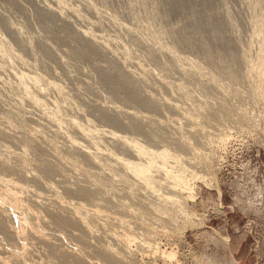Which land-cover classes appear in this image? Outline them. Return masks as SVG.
Returning <instances> with one entry per match:
<instances>
[{
    "label": "rangeland",
    "instance_id": "374dc122",
    "mask_svg": "<svg viewBox=\"0 0 264 264\" xmlns=\"http://www.w3.org/2000/svg\"><path fill=\"white\" fill-rule=\"evenodd\" d=\"M0 39V176L28 186L42 217L0 204V252L28 250L11 264H264V0H0ZM69 118L183 157L167 164L189 190L174 195L155 170L164 184L146 188L109 158L138 161L106 133L99 159L115 170L97 172ZM54 191L83 204L92 234ZM171 192L177 205L163 203ZM16 222L48 239L16 241Z\"/></svg>",
    "mask_w": 264,
    "mask_h": 264
},
{
    "label": "bare ground",
    "instance_id": "6f19581e",
    "mask_svg": "<svg viewBox=\"0 0 264 264\" xmlns=\"http://www.w3.org/2000/svg\"><path fill=\"white\" fill-rule=\"evenodd\" d=\"M0 44H3V49H4V51L5 52H7V54H11L9 51H10V48L5 44V42H3L1 39H0ZM9 52V53H8ZM134 94V93H133ZM132 93L130 94V95H132L133 97H135V95H133ZM57 110H60V109H58L57 108ZM55 111V110H54ZM57 112H59V111H57ZM57 112H56V114H55V116L57 115ZM60 115V116H59ZM58 116L59 117H61V118H63L62 117V115L61 114H59ZM55 116H53V118L55 119ZM184 116L185 117H192L191 115L189 116H187L186 114H184ZM58 117L56 116V119H57ZM60 118V119H61ZM193 118V117H192ZM55 119V120H56ZM69 120V121H68ZM188 120V119H187ZM191 120V119H190ZM57 121H59L58 119H57ZM57 121H55V122H57ZM67 121L69 122V124L73 127V128H75L80 134H81V136H82V138H84V139H86L87 141H88V143L90 142L93 146H94V149L92 148L91 149V147H90V145H89V147L88 146H86V145H83V143L82 142H80V141H78V140H70V144L72 145V147H76L77 149H80L81 150V152H83V154H86L91 160H92V162H94L95 164H96V166H97V172L98 171H110L111 170V172H112V170H115V169H113L112 168V162L114 161L116 164H119V166L121 167V168H123L122 170H125V172H127V173H130V174H132V175H134L137 179H139V181L141 180V184H144L145 185V187L147 186L148 188H150V190H152V192H154V190H155V188L157 187V185H159V187L160 186H162V185H160L164 180H166L167 182L164 184V182L162 183V184H164V185H166L167 186V188H168V186H169V189H171L172 188V190H173V192L175 191V193H174V195L176 194V192H177V195H179L180 196V194H179V192L180 191H183V190H189V188H188V186H187V183H188V180L186 181V179H185V172H186V169L183 167V168H179V166H182V164H178L177 165V167L179 168V169H177V170H173V167H171V166H169V164H167V161H168V159L170 160L171 159V161L173 160V162L172 163H174V164H176L175 162H177V163H179L180 161H178V160H180V159H183V157H181L180 158V156L179 155H177L176 153L174 154H172L171 153V151H169L168 149H166V148H160V149H158V150H151V149H149V148H145L144 146H142V145H140L139 143H138V141L137 140H135L134 138H127L126 136H122V135H120V134H118V133H116V132H113V131H110V132H105V130H102V129H98V128H94V129H92L89 125L88 126H86V125H83V124H81L80 122H78V121H76L75 119H73V118H69V119H67ZM103 133H106V135L108 136V137H110V138H112V139H114V140H119L120 142H122L123 143V146L125 147H128V148H126V149H130L131 150V152H134L135 153V155L138 157V161H130V160H128V159H126V158H124V157H120V156H117L115 153H113V152H111V151H108V156H109V158H111L112 159V162H109V160H104L103 162H101V160L99 159V156H100V151H101V147H102V145H101V142H100V139L98 138V136L99 135H101V134H103ZM187 145V144H186ZM4 147H5V145H4ZM3 147V149L5 150V152L7 153H10V154H13V155H17V157L19 156H21V155H23L24 156V154H25V149H22V148H20L21 149V151L19 150V152L18 151H12V150H10L9 148H8V146H6V148H4ZM2 149V150H3ZM191 149V148H190ZM194 150V149H193ZM1 151V150H0ZM2 152V151H1ZM16 152H18V153H16ZM22 153H24V154H22ZM5 154V153H4ZM10 154H8V155H10ZM0 155H2L3 156V154H0ZM1 156V157H2ZM23 156H21V157H23ZM111 156V157H110ZM15 157V156H14ZM20 157V158H21ZM16 158V157H15ZM22 159V158H21ZM20 159V160H21ZM110 159V160H111ZM7 160V159H6ZM17 160H18V158H17ZM186 160V159H185ZM1 162H2V159L0 160ZM3 161H4V159H3ZM23 162H24V160H22ZM108 161V162H107ZM190 162V157H189V160H187V162ZM21 162V161H20ZM23 162H21V163H23ZM169 162V161H168ZM3 163V162H2ZM20 163V164H21ZM93 163V164H94ZM4 164V163H3ZM24 164V163H23ZM166 164H167V166H169V168L166 166ZM115 165V164H114ZM113 165V166H114ZM22 164H21V166H19V167H21L22 168ZM95 166V165H94ZM117 166V165H116ZM183 166H185V165H183ZM118 167V166H117ZM25 168V167H24ZM94 168H96V167H94ZM101 169V170H99V169ZM115 168V167H114ZM26 169V168H25ZM152 170H153V172H152ZM154 170H155V173H157V172H160V174H161V171L163 172V181H161L162 180V178H161V180L159 179H156L155 178V176H157V175H154ZM87 172V171H86ZM110 172V175L109 176H111V177H113L114 176V174H115V172L116 171H113V176H112V173ZM188 172V171H187ZM186 172V173H187ZM189 172H191V171H189ZM89 173V175L91 174V171L90 172H88ZM106 173V172H105ZM109 172H107L106 174H108ZM121 173V172H120ZM87 174V173H86ZM100 174V173H99ZM117 174H119V172L117 173ZM125 174V173H124ZM124 174L122 173V175L123 176H119V175H115V179H116V176H117V178H118V176H119V178H121V179H119V180H123L124 178H126V176H124ZM158 174V173H157ZM91 175H93V173L91 174ZM90 175V176H91ZM93 177V176H92ZM92 177H90V181H91V179H92ZM111 177H109V178H111ZM88 178H89V176H88ZM112 180H113V178H111ZM92 181H94V179H92ZM110 181V180H109ZM116 181H118V179L116 180ZM116 181L114 182V183H116ZM120 181V182H121ZM126 181V179H124L123 180V182H125ZM122 182V183H123ZM93 183V182H92ZM113 183V182H112ZM167 183H168V185H167ZM94 184H95V182H94ZM124 184V183H123ZM125 184H126V182H125ZM171 186H170V185ZM0 185L1 186H3L4 187V191H3V193L0 195V204L1 205H3L4 207H7V209L10 211V213H13L14 215H15V217H17V218H22L23 217V215L26 213V212H29L30 213V215H31V218H32V220L34 221V222H41V219H42V217H41V215L39 214V212H37V211H33V210H30L29 209V206H28V204H26L25 202H24V199H22L21 198V196H20V194L19 193H22V192H25V191H31L30 189H29V187L28 186H26V185H24V184H22V183H20L19 181L17 182V181H15L14 179H12V178H9V177H7V176H4V177H1L0 176ZM42 185H43V183H42ZM44 187H46L47 188V190H48V188L49 189H53V186L54 185H52L51 183H44ZM129 185V184H128ZM130 187H131V185H129ZM146 187V188H147ZM55 188V187H54ZM129 188V187H128ZM179 189V191H176V189ZM56 189V188H55ZM54 189V190H55ZM131 189H133L132 187H131ZM183 189V190H182ZM128 191H127V193L130 191V189H127ZM148 190V189H147ZM168 190V189H167ZM171 190V191H172ZM56 192H58L57 191V189L55 190ZM55 191L54 192H52V193H54V194H52L53 195V199H54V201H55V203L58 205V206H60V207H65V208H67V209H69V211H71L72 212V214H73V218L74 219H76V220H78L79 221V223H80V225H82V227L84 228V230L85 231H87L89 234H92V230L93 229H91V227H90V225H88V223H87V221H86V219H87V212H86V210L84 209V211L85 212H83L82 210V208H84V206H83V204L81 203V202H76V203H72V201H70V200H66L64 197H59V194L57 195L56 193H55ZM157 191V190H156ZM169 191V190H168ZM34 192H36V191H34ZM49 192H51L50 190H49ZM131 192V191H130ZM170 192V191H169ZM149 193H150V191H149ZM167 193V192H166ZM172 193V192H171ZM264 193V192H263ZM262 193V194H263ZM42 194V193H41ZM128 194H130V193H128ZM154 194V193H153ZM161 194V193H160ZM159 193H158V195H160ZM168 194H170V193H168ZM183 194V193H182ZM51 195V196H52ZM157 195V196H158ZM163 195V194H162ZM176 195V196H177ZM34 196L35 197H33V202L34 203H37L38 201H42V199L41 200H38V198L39 197H41V198H43V194L42 195H40V192H38V193H34ZM150 196V195H149ZM149 196H147V197H149ZM157 196H155V197H157ZM262 196V195H261ZM160 198H161V196H159ZM157 198V199H159V201H161L162 199L164 200V202L163 203H165V201H170L172 204H178V201L180 200V199H178V198H176V199H178V201L174 198V196H173V193H172V195H163V197H162V199H160V198ZM181 197V196H180ZM162 200V201H163ZM158 201V200H157ZM168 202H166V203H168ZM160 203V202H159ZM165 203V204H166ZM153 204H154V202H153ZM158 204V203H157ZM164 204V205H165ZM169 204V203H168ZM176 204V205H177ZM152 205V204H151ZM159 205V204H158ZM163 205V204H162ZM163 205V206H164ZM171 205V204H170ZM170 205H168V206H170ZM155 206H156V204H155ZM155 206H153V209H155L156 211H160V213H161V211L163 210V209H165V211L168 209L169 210V212L167 211V215H168V213H169V215H170V207H172V205L169 207V208H164V207H162L161 206V204H160V206L162 207H159V208H161V209H159V208H154ZM175 206V205H174ZM173 206V207H174ZM173 209H176L175 207L173 208ZM133 209H131V211H132ZM180 210V209H179ZM135 210H133L132 212H134ZM173 211V210H172ZM175 211V210H174ZM131 212V213H132ZM176 212H177V210H176ZM175 212V213H176ZM179 212V211H178ZM10 213H8V212H3L1 209H0V219L1 220H5V219H7L8 218V216H10ZM89 213V212H88ZM159 213V212H158ZM157 213V214H158ZM159 213V214H160ZM164 213H166V212H164ZM94 214H99L98 212H96V213H94ZM134 214V213H133ZM158 214V215H159ZM162 214V213H161ZM90 215H92V214H90L89 213V216ZM100 215H101V213H100ZM99 215V216H100ZM163 215V214H162ZM166 215V216H167ZM168 215V216H169ZM171 215H172V213H171ZM170 215V216H171ZM174 215V214H173ZM96 216H98V215H96ZM172 218V216L170 217V219ZM61 219V218H60ZM122 220L124 219V218H121ZM169 219V218H168ZM75 220V221H76ZM125 220V219H124ZM44 220H42V222H43ZM58 221H59V224H61L60 223V220L58 219ZM64 221V220H63ZM63 221H61V222H63ZM65 221H66V219H65ZM121 221V220H120ZM126 221V220H125ZM125 221H123V222H125ZM122 222V221H121ZM120 222V223H121ZM65 223V222H64ZM126 223V222H125ZM125 224L123 223V226H124ZM129 225V224H128ZM126 227H127V223H126V225H125ZM130 226V225H129ZM8 228L9 229H7L8 230V232L16 239V241H23V240H26L28 237H30V238H32V239H37V240H46V239H48V238H46V234L41 230V229H39V228H37V227H35L34 226V224H30V225H28V226H25V227H23L22 226V224L21 223H19V222H16L14 225H8ZM129 229V227L127 228V230ZM128 232V231H127ZM128 234H129V232H128ZM128 234H125L124 236V242H126V243H129V242H131V240L133 241L134 240V238L132 239ZM2 238L0 237V244H1V242L3 243V241L1 240ZM156 244V243H155ZM153 245V244H152ZM3 246V245H2ZM147 246H149V245H147ZM156 247H157V245H155ZM150 247H153V246H149L148 248H150ZM155 247V248H156ZM1 249H2V247H0ZM7 248V247H6ZM8 248H10V247H8ZM158 248V247H157ZM4 252H0V264H11V262H9V260H10V258H12V260L13 259H15L16 261H17V263L18 262H21V260H24V258H25V256H26V253H27V251L28 250H26V249H24L23 251H19L17 248H10V249H4L3 250ZM165 252L166 251H163L162 252V256L165 254ZM6 254L5 256H3V254ZM174 255V253L173 252H169L168 254H167V256L168 257H172ZM9 258V259H8ZM14 260V261H15ZM19 264H21V263H19ZM23 264H25V262H23ZM76 264H85L84 262H82L81 260L80 261H78ZM233 264H237V263H233Z\"/></svg>",
    "mask_w": 264,
    "mask_h": 264
}]
</instances>
